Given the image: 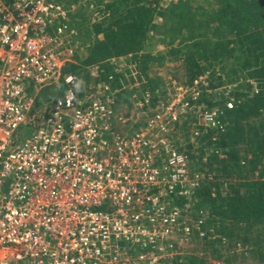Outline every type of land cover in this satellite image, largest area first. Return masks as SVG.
<instances>
[{
    "label": "built area",
    "instance_id": "2783aa9c",
    "mask_svg": "<svg viewBox=\"0 0 264 264\" xmlns=\"http://www.w3.org/2000/svg\"><path fill=\"white\" fill-rule=\"evenodd\" d=\"M74 8L0 0V264H167L194 236L186 219L203 178L171 132L187 115L220 127V111L192 102L200 78L156 103L141 92L135 114L114 101L111 75L87 88L66 69ZM231 87H219L227 108Z\"/></svg>",
    "mask_w": 264,
    "mask_h": 264
},
{
    "label": "trees",
    "instance_id": "16d2710c",
    "mask_svg": "<svg viewBox=\"0 0 264 264\" xmlns=\"http://www.w3.org/2000/svg\"><path fill=\"white\" fill-rule=\"evenodd\" d=\"M121 1L126 4L119 10L114 7V2L104 4L100 10L108 11V17L91 24L86 54L76 55L78 61L68 64L66 69L77 72L81 66L96 65L98 80L106 81L111 75L108 81L118 104L134 93V88L125 87L124 71H135V78L141 79L142 83L138 97L141 92L148 91L156 103L163 94L162 88L159 79L149 75L148 61L152 55L144 52V48L148 32L157 26V17L163 16L161 0ZM214 2L215 19L210 26L215 38L210 46L198 39H192L185 46L180 65L183 83L189 85L201 78L215 59L232 66L233 77H220L218 81L237 84L232 89L235 95L232 108L225 106L224 99L210 101L202 96L198 100L202 104L200 113L219 104L221 122L216 128L200 125V137L209 149L202 150V155L200 153L193 162L195 169L203 175L198 194L210 214L217 217V243L220 245L214 251L218 256L222 255V238L227 237L228 249L233 245L241 247L239 254L232 252L233 257L249 251L251 257L264 264V0ZM125 55H129L131 66L128 69L123 65L122 70L115 66V60ZM137 79L131 78L132 84ZM209 86L215 87L217 83ZM194 157L189 153L190 160ZM230 259L231 256L228 261ZM181 264L211 263L191 256Z\"/></svg>",
    "mask_w": 264,
    "mask_h": 264
},
{
    "label": "rangeland",
    "instance_id": "374dc122",
    "mask_svg": "<svg viewBox=\"0 0 264 264\" xmlns=\"http://www.w3.org/2000/svg\"><path fill=\"white\" fill-rule=\"evenodd\" d=\"M64 1L75 5L71 18L73 24L78 30V35L74 37V43L76 44L77 51L76 55H78V57H82L86 54L87 46L90 42L91 33L89 34V32L91 30V24L95 21L99 22L109 15L108 11L100 10L104 4L114 2V7L118 10L122 9L126 4L121 0ZM160 4L163 7L164 13L163 16L160 15L157 17V26L148 32L144 52L152 55V58L148 61V72L150 77L159 79V86L162 88L163 93L162 97L170 99L175 97L177 93L182 92L181 87L183 88L191 85L183 83L185 79L183 77V71L180 67L183 60L185 46L189 45L192 39H198L207 46H210L215 38V35L211 31L210 22L212 19H215L213 17V13L216 10V4L214 0H161ZM214 23L215 20L213 24ZM174 50H177L178 52H175ZM128 57L129 55L119 57L115 60V66L118 65L117 67H121L123 65H127V68L129 69L131 64L128 62ZM231 68L232 66L229 63L225 64V62L221 63L218 60L212 59L208 65L206 73L199 79L203 81L199 87L200 94L195 100H200L202 96L210 99V101L222 100V93L225 90L219 88L221 85H231L232 87L229 88L231 89V95L235 96L232 93V89L237 83H221L218 81L220 77H223L222 79L233 77ZM121 69L123 70L122 67ZM97 71L98 69L96 65L90 70L85 66H81V68L77 69L80 78L87 88L93 85V83L100 81L98 80ZM124 77L126 79V82H124L125 87L134 88V93L133 95H129L126 98L127 100L120 102L118 107L121 110L135 114L137 109L134 107V101L138 98L140 93V87L142 85L140 81L141 79L139 80L135 78V71L131 72L127 70L124 71ZM131 78L134 80L137 79V82L132 84ZM241 82L243 83V81ZM210 83H217V86L211 87L209 86ZM242 91L244 93L245 89L242 88ZM50 92L52 91H47L46 95H42L40 97L38 106L43 107L45 105L44 102L51 96V94H49ZM243 93L241 97L243 96ZM186 94L187 93L183 92V95ZM131 97L134 98L132 99ZM195 104L199 110L202 104L199 103V101ZM210 109L220 111V105H212ZM201 124L202 120L198 115H187L181 118V121L171 132L172 138L180 139L183 137L188 141V152L195 155V157L192 158L193 160H190V166L194 171L198 170L195 169L196 163L194 164L193 162L197 161L202 150L205 151L209 149L208 145L203 142L205 140L202 141V137H200ZM189 145H191V147ZM223 179L229 178L223 177ZM190 205L194 210L187 216L186 222L189 225H192L194 236L188 244H185L182 248L177 247L173 249L171 255L166 260L167 264H181L186 262L187 258L191 256L195 257L197 260L204 259L211 264H262L258 262L256 258L251 257L249 251H244L243 255H235L233 257L232 252L235 251L239 254L241 247L239 248V245L236 247L233 245L231 249H228L230 244L227 237V239L225 237L222 238L224 244H222L223 246L221 249L222 255L219 257L214 251V249L220 245L217 243L218 233L216 228L219 227V225L215 222L217 217L210 214L211 211L209 212V209L203 205V199L198 194V190H196L190 198ZM198 208L203 209V215H197L196 212ZM199 218L202 220L200 223L197 221ZM198 230L203 233L199 235ZM230 256L232 259L228 261V257Z\"/></svg>",
    "mask_w": 264,
    "mask_h": 264
},
{
    "label": "clouds",
    "instance_id": "9594fccd",
    "mask_svg": "<svg viewBox=\"0 0 264 264\" xmlns=\"http://www.w3.org/2000/svg\"><path fill=\"white\" fill-rule=\"evenodd\" d=\"M68 81H69V82L72 81V77H71V76L68 77Z\"/></svg>",
    "mask_w": 264,
    "mask_h": 264
}]
</instances>
